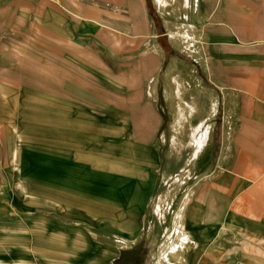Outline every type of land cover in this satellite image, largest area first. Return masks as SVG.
Returning <instances> with one entry per match:
<instances>
[{
    "label": "crops",
    "instance_id": "0c3cea01",
    "mask_svg": "<svg viewBox=\"0 0 264 264\" xmlns=\"http://www.w3.org/2000/svg\"><path fill=\"white\" fill-rule=\"evenodd\" d=\"M180 9L154 34L149 0H0V187L17 189L0 203L26 207L21 264H116L145 229L164 141L204 167L184 238L264 227V0ZM26 137L55 159L34 193Z\"/></svg>",
    "mask_w": 264,
    "mask_h": 264
},
{
    "label": "rangeland",
    "instance_id": "374dc122",
    "mask_svg": "<svg viewBox=\"0 0 264 264\" xmlns=\"http://www.w3.org/2000/svg\"><path fill=\"white\" fill-rule=\"evenodd\" d=\"M178 8L181 10L180 6ZM179 14L174 12L172 17L166 16L164 19L180 21L183 15ZM164 50L166 55L175 53L168 46ZM176 54L181 61L191 60L187 52L178 51ZM160 111L169 119V111L162 108ZM162 146L160 180L146 209L145 229L130 246L121 248L122 253H119L121 255L116 264H187L190 260H200L201 264H264V227L255 230L258 234H250L233 222L231 225L223 222L222 231H218L204 249L193 239L184 238V221L181 219L189 208L184 202L189 196L198 197L197 183L204 177V167H198L195 149L181 151L184 156L181 159L170 156V150H167L169 141H164ZM54 166V157H46L38 141L26 137V190L34 193L38 189L40 175L53 180ZM9 189L0 187V201L16 195L17 189L12 186ZM18 201H22L21 197ZM25 208L20 203H0V264L22 262L26 248V221L21 214ZM78 225L86 228V221L80 220ZM114 240L117 244L126 243L124 238L118 236H114ZM198 248L202 252L195 259L193 257Z\"/></svg>",
    "mask_w": 264,
    "mask_h": 264
},
{
    "label": "water",
    "instance_id": "95a60500",
    "mask_svg": "<svg viewBox=\"0 0 264 264\" xmlns=\"http://www.w3.org/2000/svg\"><path fill=\"white\" fill-rule=\"evenodd\" d=\"M152 5L154 7V10L156 11V13L154 12H150V21L152 24V30L154 34H158L159 32V27H158V23L156 21V15H158L161 20H163V26L162 29L164 31H167L166 26H165V22H164V17L168 16V17H172L173 14L170 12V9L176 10L178 9V7L185 2H188V0H151ZM178 5V7H177Z\"/></svg>",
    "mask_w": 264,
    "mask_h": 264
},
{
    "label": "flooded vegetation",
    "instance_id": "af4514ba",
    "mask_svg": "<svg viewBox=\"0 0 264 264\" xmlns=\"http://www.w3.org/2000/svg\"><path fill=\"white\" fill-rule=\"evenodd\" d=\"M149 2H150L151 10H152L154 13H156V11L154 10V7H153V5H152L151 0H149ZM156 19H157L158 24H161V23L163 22V20H161V18H160L158 15H156Z\"/></svg>",
    "mask_w": 264,
    "mask_h": 264
},
{
    "label": "bare ground",
    "instance_id": "6f19581e",
    "mask_svg": "<svg viewBox=\"0 0 264 264\" xmlns=\"http://www.w3.org/2000/svg\"><path fill=\"white\" fill-rule=\"evenodd\" d=\"M207 127V126H206ZM206 130V129H205ZM203 142V141H202ZM185 245V244H184ZM181 246V245H180ZM183 246V245H182Z\"/></svg>",
    "mask_w": 264,
    "mask_h": 264
}]
</instances>
